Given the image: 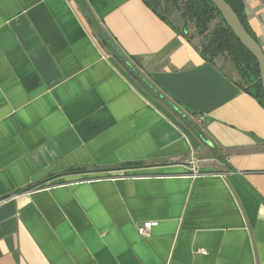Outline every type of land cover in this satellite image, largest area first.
<instances>
[{
	"label": "crops",
	"instance_id": "1",
	"mask_svg": "<svg viewBox=\"0 0 264 264\" xmlns=\"http://www.w3.org/2000/svg\"><path fill=\"white\" fill-rule=\"evenodd\" d=\"M242 3L264 55V0ZM166 19L0 0V264H264V107Z\"/></svg>",
	"mask_w": 264,
	"mask_h": 264
},
{
	"label": "trees",
	"instance_id": "2",
	"mask_svg": "<svg viewBox=\"0 0 264 264\" xmlns=\"http://www.w3.org/2000/svg\"><path fill=\"white\" fill-rule=\"evenodd\" d=\"M224 1L237 15L247 33L255 40L246 21L242 0ZM145 2L163 21H167V19L159 11L161 2L177 10L183 26H187L188 23L192 24L195 33L201 37L199 44L194 46L197 52L208 62H213L218 56L226 57L237 72L243 90L253 96L264 107V93L259 79V69L256 59L241 45L210 0H145ZM215 20H217L216 24L209 30V25ZM94 26L108 52L119 63L126 65L127 62L111 38L97 24H94ZM183 36L188 42L192 43L191 36L188 35L186 27ZM200 129L206 136L204 128L200 127Z\"/></svg>",
	"mask_w": 264,
	"mask_h": 264
},
{
	"label": "water",
	"instance_id": "3",
	"mask_svg": "<svg viewBox=\"0 0 264 264\" xmlns=\"http://www.w3.org/2000/svg\"><path fill=\"white\" fill-rule=\"evenodd\" d=\"M220 13L225 24L232 31L243 47H245L256 59L259 69V79L264 93V55L257 42L247 33L239 18L224 0H210ZM191 127L195 130L201 140L208 144L206 136L201 129L189 121Z\"/></svg>",
	"mask_w": 264,
	"mask_h": 264
},
{
	"label": "rangeland",
	"instance_id": "4",
	"mask_svg": "<svg viewBox=\"0 0 264 264\" xmlns=\"http://www.w3.org/2000/svg\"><path fill=\"white\" fill-rule=\"evenodd\" d=\"M159 11L162 12L166 18L171 19L173 21V23L178 24V26L180 25L181 20L179 19V12L177 10L172 9V7L168 6V5H164L163 2H161L160 6H159ZM217 20L213 21L210 25H209V30H211L214 25L216 24ZM181 26V25H180ZM186 28L188 29V35L191 36V40L193 41V44H195V46H197L199 43L197 42V40H193L195 37V29L194 26L192 24H189L186 26ZM191 33H190V32ZM193 32V33H192ZM226 58V57H225ZM227 60V58H226Z\"/></svg>",
	"mask_w": 264,
	"mask_h": 264
},
{
	"label": "built area",
	"instance_id": "5",
	"mask_svg": "<svg viewBox=\"0 0 264 264\" xmlns=\"http://www.w3.org/2000/svg\"><path fill=\"white\" fill-rule=\"evenodd\" d=\"M202 122V119L199 118L196 120V125H198L199 123ZM191 165H193L194 168L193 169V175H197L198 174V171L197 169H195V165H196V161L195 159L193 158L191 160ZM158 225L157 222H143V223H140L138 226H137V232L139 234V236L143 237V238H147L150 236V233H151V230L156 227Z\"/></svg>",
	"mask_w": 264,
	"mask_h": 264
}]
</instances>
